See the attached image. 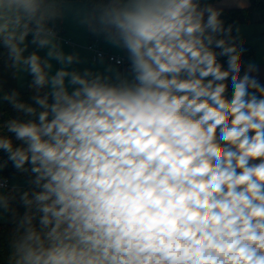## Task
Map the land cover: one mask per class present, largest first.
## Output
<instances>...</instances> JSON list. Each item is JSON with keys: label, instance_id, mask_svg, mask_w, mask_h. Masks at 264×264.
<instances>
[{"label": "clouds", "instance_id": "clouds-1", "mask_svg": "<svg viewBox=\"0 0 264 264\" xmlns=\"http://www.w3.org/2000/svg\"><path fill=\"white\" fill-rule=\"evenodd\" d=\"M223 17L0 0V264H264V26Z\"/></svg>", "mask_w": 264, "mask_h": 264}, {"label": "trees", "instance_id": "trees-1", "mask_svg": "<svg viewBox=\"0 0 264 264\" xmlns=\"http://www.w3.org/2000/svg\"><path fill=\"white\" fill-rule=\"evenodd\" d=\"M217 0H210L211 3L215 2ZM264 12V4L258 0H251V7L247 9H231V10H224V20L226 25L235 22L238 25L242 24H251L254 22L253 16L256 12ZM264 17V14H263ZM264 19V18H263ZM233 35H235V32H233ZM255 49L249 45V51L245 54L246 57H253L255 55ZM30 97V93L27 91L24 93V99L28 100ZM4 109L8 113H12V109L9 105L5 104ZM3 175L9 176V177H15L16 174L14 173L13 169L11 168V165H9V168L6 172L3 173ZM19 179V177H16ZM23 211V209L21 210Z\"/></svg>", "mask_w": 264, "mask_h": 264}, {"label": "crops", "instance_id": "crops-1", "mask_svg": "<svg viewBox=\"0 0 264 264\" xmlns=\"http://www.w3.org/2000/svg\"><path fill=\"white\" fill-rule=\"evenodd\" d=\"M213 4L217 8H222L223 10L247 9V8L251 7V0H246V2H245V0H217V1L213 2ZM256 13H258V12H256ZM256 13L253 16V19H254V22L253 23L240 25L243 28V34L245 36H246V32H245V27L244 26H250V25H252V26H255V28L253 30L257 31V35H258V37H260L261 26H264V19H263L264 17H263V12H262V14L260 16H257ZM250 37H251V39H252V37H253V39L256 38V36H250ZM248 41L250 43H252V40L251 41L248 40ZM93 42L94 43L99 42V44H101V42H102L103 46H101V45L100 46L102 47V50H104V51L110 52V53H112L114 55H119V56H123L124 55L122 52H119L118 50L110 49L107 45H105L103 43L102 40H100V41H95L94 40ZM249 45L252 46L251 44H249ZM259 50H260V48H258L257 50L255 49V52L257 53Z\"/></svg>", "mask_w": 264, "mask_h": 264}, {"label": "rangeland", "instance_id": "rangeland-1", "mask_svg": "<svg viewBox=\"0 0 264 264\" xmlns=\"http://www.w3.org/2000/svg\"><path fill=\"white\" fill-rule=\"evenodd\" d=\"M257 14V16H260L261 14H262V12H258V13H256ZM263 14H264V12H263ZM245 27V32H246V36H247V38H248V40H252V43H250L249 41V44H251L256 50L258 49V48H261V38L260 37H258V35H257V31H255V30H253L254 28H255V26H252V25H250V26H244ZM248 27V28H247ZM256 36V38H254L253 39V37H252V39H251V37L250 36ZM30 39V38H29ZM95 44H98L99 46L101 45V46H103V44H102V42H101V44H99V42H97V43H95ZM100 46V48H102ZM7 82H8V87L9 88H11V87H13V86H15V81L14 80H12L10 77H7ZM26 92V91H25ZM22 209H20V211H21Z\"/></svg>", "mask_w": 264, "mask_h": 264}, {"label": "built area", "instance_id": "built-area-1", "mask_svg": "<svg viewBox=\"0 0 264 264\" xmlns=\"http://www.w3.org/2000/svg\"><path fill=\"white\" fill-rule=\"evenodd\" d=\"M258 1H260V2H262L264 4V0H258ZM93 45H94V51H93V55L94 56H95V53H97V52L103 53L104 56H113L114 55V54H112L110 52L102 50V48H100V46L98 44H95L94 42H93ZM114 56H117L118 58H122L123 57V56H119V55H114Z\"/></svg>", "mask_w": 264, "mask_h": 264}]
</instances>
